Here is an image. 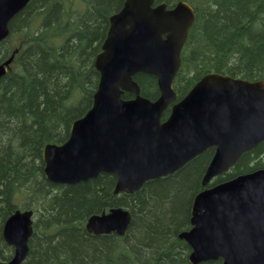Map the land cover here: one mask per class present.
I'll list each match as a JSON object with an SVG mask.
<instances>
[{
  "label": "trees",
  "instance_id": "16d2710c",
  "mask_svg": "<svg viewBox=\"0 0 264 264\" xmlns=\"http://www.w3.org/2000/svg\"><path fill=\"white\" fill-rule=\"evenodd\" d=\"M186 1L195 19L173 80L177 99L208 72L264 80V0ZM122 2L30 0L9 21L0 41V64L10 59L0 77V260L13 253L2 237L3 222L16 209H30L33 232L23 264H192L191 247L178 235L191 228L192 200L203 189L213 149L133 193H113L111 173L61 185L43 172V146L63 143L71 123L91 106L99 77L94 58ZM133 79L142 96L157 98L155 77L137 73ZM261 168L264 140L209 185ZM119 206L131 217L124 235L85 229L90 215Z\"/></svg>",
  "mask_w": 264,
  "mask_h": 264
},
{
  "label": "water",
  "instance_id": "95a60500",
  "mask_svg": "<svg viewBox=\"0 0 264 264\" xmlns=\"http://www.w3.org/2000/svg\"><path fill=\"white\" fill-rule=\"evenodd\" d=\"M29 1L0 0V41ZM153 1L123 0L109 16L93 62L99 77L90 108L71 123L63 143L42 148L47 180L70 185L111 173L113 193H133L213 148L201 180L206 186L264 140L263 79L208 72L176 100L173 80L195 14L184 0L169 9L165 3L152 6ZM9 62L0 64V77ZM136 73L155 77L156 99L140 94ZM123 92L133 97L124 99ZM32 216L30 209H16L5 219L1 233L13 254L0 264H23ZM130 219L127 209L112 207L90 215L85 229L121 236ZM190 222L178 236L190 245L192 264L217 258L221 264H264V169L205 187L192 200Z\"/></svg>",
  "mask_w": 264,
  "mask_h": 264
},
{
  "label": "flooded vegetation",
  "instance_id": "af4514ba",
  "mask_svg": "<svg viewBox=\"0 0 264 264\" xmlns=\"http://www.w3.org/2000/svg\"><path fill=\"white\" fill-rule=\"evenodd\" d=\"M156 0H154L153 1V5L152 6H156L157 4H160V3H165V7L167 8V9H169V8H172L174 5H175V3L177 2V1H179V0H170V2H167V1H165V0H163V1H160V2H155ZM208 164V163H207ZM207 166V165H206ZM182 168V167H181ZM206 168V167H205ZM179 170V169H178ZM177 170V171H178ZM205 170V169H204ZM176 172V171H175ZM174 173V172H173ZM173 173H171V174H173ZM226 173V172H225ZM224 174V173H223ZM222 175V174H221ZM203 176V175H202ZM211 182H209L206 186H202L203 187V189L205 188V187H210V184ZM202 185V184H201ZM202 189V190H203Z\"/></svg>",
  "mask_w": 264,
  "mask_h": 264
},
{
  "label": "rangeland",
  "instance_id": "374dc122",
  "mask_svg": "<svg viewBox=\"0 0 264 264\" xmlns=\"http://www.w3.org/2000/svg\"><path fill=\"white\" fill-rule=\"evenodd\" d=\"M191 167H193V165H189L186 169L191 168ZM198 167L199 169L202 170L204 168V164H200Z\"/></svg>",
  "mask_w": 264,
  "mask_h": 264
}]
</instances>
